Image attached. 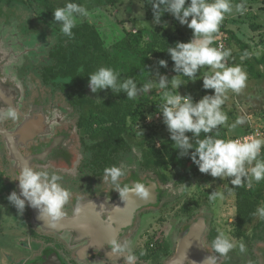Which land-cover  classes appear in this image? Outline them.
Masks as SVG:
<instances>
[{"label": "flooded vegetation", "instance_id": "obj_1", "mask_svg": "<svg viewBox=\"0 0 264 264\" xmlns=\"http://www.w3.org/2000/svg\"><path fill=\"white\" fill-rule=\"evenodd\" d=\"M13 1L18 3L19 0ZM22 2L30 9L33 8L29 0ZM4 13V9L0 8V19ZM29 22L32 21L23 22L24 27ZM57 31L58 40L55 46L48 50L50 63L43 66L39 77L43 85L49 86L51 91H62L61 96L65 98V103L59 101L56 103L49 96V100L41 99L40 104L36 105L35 93L29 92V83L27 80L25 83V79L19 73L24 64L23 60L19 62L20 65L12 63L11 66H7L10 64L8 60L12 59L6 55L3 44L0 43V110L7 111L11 105L19 113L16 120H0V128L10 132L23 156V160L15 158L10 137L0 130V199L1 197L7 199L12 191L20 193L19 180L15 179L25 164L35 170L46 169L50 173L55 172L63 177L58 183L72 193L64 209L65 217H79L78 226L61 230L52 229L35 215L34 208L28 206L27 202L21 215L8 199L6 203L0 201L1 226L6 225L11 230H16L14 241H0V264H124L123 257L108 254L107 244L112 236L119 237L121 242L123 239L132 241V254L137 257L135 264H167L176 258L182 247L183 237L188 233L191 224L200 218H204L207 224L200 241V246L206 252L197 251L196 263L188 253L189 255L183 257L181 264H205L206 258L210 255L216 257V264H220L218 253H215L212 241L207 238L210 235L207 234L210 217L207 214H193V208L190 206H180L179 210L188 213L190 219L180 228L173 246H168L164 242L157 245V237L155 240L148 238L149 234L154 236L155 230L158 229L156 225L162 218L158 216L154 222L153 215L161 212V203L166 198L173 196L170 188L165 189L163 184L168 180L164 181L160 175L144 165L143 151L137 162L130 166L129 160H132L127 159L126 166H123V158L131 152L133 145L117 155L114 154L109 158L110 161H105L103 157H95L93 147L98 142V136L87 124H83L86 120L83 116H87L88 119L90 112L97 107L99 102L96 97L88 93L85 96L69 95L60 87L61 81L57 83L54 79L45 83L42 80V70L53 63L50 52L60 42L61 30ZM87 81L89 79L84 81L86 89ZM78 97H88L93 102L77 104L73 99ZM96 124L98 126V123ZM83 129L90 132V138L93 139L91 143L79 135ZM21 130L24 132L23 136ZM105 162L109 167L122 166L125 169L126 174L120 178L121 185L134 184L135 181L143 182L147 187L154 185L158 191V201L143 203L141 206L135 204L145 200L134 198L128 203L123 201L119 193L113 189L114 185L103 180ZM10 204L11 209L13 206L16 210L13 213L16 215H11L10 218L9 212L1 219ZM78 204L83 209L79 215L75 212ZM84 225H87L86 229L82 227ZM262 261L264 264L263 256Z\"/></svg>", "mask_w": 264, "mask_h": 264}, {"label": "rangeland", "instance_id": "obj_2", "mask_svg": "<svg viewBox=\"0 0 264 264\" xmlns=\"http://www.w3.org/2000/svg\"><path fill=\"white\" fill-rule=\"evenodd\" d=\"M77 1L79 5L84 6L89 11L91 22L97 25L106 46L110 48L130 30L135 32L143 27L148 29L162 28L167 24V28L177 32L170 13V16L167 15L169 18H161L159 25L154 23L152 5L147 3L146 0L145 2L144 0H119L115 4L104 2L100 4L99 0ZM29 2L33 5L31 9L22 0H19L18 3L13 0H0V8H3L5 12L0 19V43L3 44L6 55L12 59L8 60L10 64L7 66H11L12 63L20 65L19 62L23 60L24 64L19 73L25 79V83L26 80L29 83V92L35 93L36 105L40 104L41 99L49 100V96L56 103L58 101L65 103V98L61 96L63 95L62 91H51L49 86L43 85L39 77V72H41L43 66L46 63H50L48 50L51 46L53 48L58 40L59 33L57 30L61 29L60 22L54 20V10L47 9L39 0H29ZM51 2L54 7L58 8L64 7L70 0H51ZM231 3L233 12L225 15L219 31L214 34L211 46L216 48L215 39L221 34L224 35L227 43L226 50L231 52V55L227 58L228 66H241L247 73L248 80L247 86L241 93L236 94L229 90L227 93L228 98L222 105V111L228 116L227 124L220 126L214 131L218 132L219 135H223L221 139H234L248 133H255L258 138H264V2L231 0ZM239 3H243L246 8L242 15L235 11V5ZM29 20L32 22H29L24 27L23 22L27 23ZM83 20L88 19L78 18L77 23ZM252 23L261 26L258 29H253ZM49 26L51 27L49 28ZM23 27L24 29H22ZM182 29L190 41L193 38V30L186 25H182ZM237 31L244 42L249 41L245 42L247 45H252L250 51L242 49L236 41V37H239L236 34ZM23 52L30 53L26 54ZM245 52L248 53V56L242 60L241 57ZM23 72L25 73L23 74ZM211 74L209 67L204 66L197 73V80L193 82L188 77L175 72L174 65L168 66L166 70L157 69L153 79V82L156 83L154 88L150 90L154 92L153 97L150 91L149 93H144L141 98L144 100L151 99L150 102L143 104L140 115H137L134 120L130 119L136 135L130 139L133 148L123 158V166H126L127 159H131L132 161L129 160V165H133L138 161L137 159L141 156L142 151L152 146L162 147L163 141L170 137V132L164 123L160 108V105L164 103L165 91L172 94L190 96L193 103H197L205 95H215L214 89H204L203 87V75ZM161 76H166L169 82L177 76L176 79L182 85L179 89L173 88L171 84H169L167 89H159L158 81ZM87 93L96 97L97 102L107 99L106 96L109 94L108 89L92 93L88 81ZM155 93L157 96H155ZM46 97L48 98L46 99ZM240 116L245 117L246 123L237 126L235 129H230L228 125L234 123L237 117ZM79 135L83 136L88 143L93 141L90 138V132L86 129H83ZM261 153L258 159L264 160V147H262ZM86 154L88 155V153ZM163 169L170 176V180L163 183L164 187L165 189L169 187L173 196L166 198L161 203V212L159 211L153 215L154 222L156 217L162 216V218L159 220L160 223L156 225L158 229L155 230L154 236L149 234L148 238L155 240L157 237V245L164 242L168 246H173L176 239L175 236L178 235L180 228L188 223L190 219L188 213L179 210L181 209L180 206L186 205L193 208V214H207L210 217L207 231V234H210L207 236L210 241H213L220 232H223L236 245L227 256L221 257L217 254L218 258H220V264L225 262L228 264L263 263L259 247H264V228L258 225L261 221L259 216H254L245 225L243 235L237 234L236 186L231 184V180L234 177L222 180L199 172L196 176L181 180L178 176L180 171L173 164L171 157H168V165L163 167ZM251 188L255 192L261 191L264 194V180L258 183L253 181ZM213 192H217L219 195L215 200H210L209 195ZM0 201L6 203L7 199L1 197ZM7 208L1 219L5 218L9 212L10 218L11 215H14L13 213L16 211L14 207L12 206L11 209L10 204ZM15 231V229L11 230L9 226H1L0 224V241H14ZM153 240L152 242H155ZM241 242L246 246V251L243 253L239 251Z\"/></svg>", "mask_w": 264, "mask_h": 264}, {"label": "clouds", "instance_id": "obj_3", "mask_svg": "<svg viewBox=\"0 0 264 264\" xmlns=\"http://www.w3.org/2000/svg\"><path fill=\"white\" fill-rule=\"evenodd\" d=\"M145 2V0H144ZM152 5L154 23L159 25L165 13H170L181 25H186L193 30V38L188 42H176L175 46L167 49L174 62V71L188 77L191 81L197 80V73L204 66H208L211 75H203L204 89H214L215 95H205L199 102L193 103L190 96L164 93V103L160 105L164 123L170 132V139L179 149L178 159L188 156L198 166L201 173L209 174L222 180L234 177L231 184L234 186L251 188L253 181L264 180V160L258 159L264 138H249L243 140L221 139L211 135L214 130L226 125L228 116L222 111L229 90L239 94L247 86L248 76L241 66H228L227 58L230 50H220L212 47L214 34L220 29L226 14L233 12L231 0H146ZM144 4V3H143ZM235 11L241 15L246 11L245 5H235ZM191 19L189 20V18ZM78 18H87L91 22L89 11L82 5L69 2L64 7L54 10V20L60 22L62 34L72 37V29L76 27ZM168 25L165 24L164 27ZM223 46H221L222 48ZM248 56L245 52L243 60ZM162 67H167L166 60H160ZM88 85L92 93L111 89L114 93L124 92L128 100H134L139 93H149L154 88L152 80L138 88L132 79L120 81V73L111 68L100 67L89 75ZM177 77V76H176ZM174 77L170 82L166 76H161L158 81L159 89H167L169 84L179 89L182 83ZM19 113L9 105L7 111L0 110V120H16ZM246 123L243 116L237 117L234 123L228 125L230 129ZM187 132L193 133L190 139ZM201 133L206 134L200 139ZM218 136L219 133L217 132ZM192 140L195 142L193 143ZM159 146V145H158ZM247 165V167H246ZM126 174L122 166H111L104 169V181H110L121 199L128 203L134 198L148 200L151 198V189L145 183L135 181L134 184L121 185L120 178ZM62 176L46 169L35 170L30 165H23L19 180L20 193L12 191L8 200L22 215L27 205L39 211L40 219L52 227H59L65 217V206L68 204L72 193L58 181ZM246 178V179H245ZM232 189V188H231ZM219 193L209 195L210 200H215ZM83 211L78 204L75 212L79 215ZM264 220V205L257 207L253 213ZM111 218H109L110 220ZM85 229L87 225L82 226ZM109 256L123 257L124 264H135L137 257L132 254V241L112 236L108 241ZM236 245L231 242L223 232H220L212 241V248L219 256H227ZM241 253L246 251L243 242L239 244ZM143 254V253H141ZM205 264H216V257L210 255Z\"/></svg>", "mask_w": 264, "mask_h": 264}, {"label": "trees", "instance_id": "obj_4", "mask_svg": "<svg viewBox=\"0 0 264 264\" xmlns=\"http://www.w3.org/2000/svg\"><path fill=\"white\" fill-rule=\"evenodd\" d=\"M39 1L49 10L57 8L54 7L51 0ZM118 1L99 0L98 2L100 4L102 2L115 4ZM256 1L264 2V0ZM70 2L78 4L77 0H70ZM167 15L170 16L169 13H165L162 18L165 19L168 17ZM172 20L177 32L167 27L154 29L143 27L135 32L130 30L111 48L106 46L97 25L89 22V20H83L72 29V37H68L61 32L59 44L50 52L53 63L42 70V80L45 83L54 79L57 80V83L61 81L62 86L60 87L67 94L85 96L87 89L84 81L88 80L89 75L100 67H107L120 73V81L132 78L137 83V87L140 88L149 80L153 81L157 69L166 70L168 66L174 65L167 53L169 47H174L176 42L189 41L182 25L173 16ZM251 26L253 29H258L261 25L252 23ZM236 41L242 49L250 51V46L239 37H236ZM160 60H166L167 67H162L159 63ZM108 93L109 97L98 103L97 107L90 112L88 119L87 116H83L86 119L83 124H87L90 130L98 136V142L93 147L95 157H103L105 161L132 145L130 139L136 133L130 119L134 120L137 115H140L143 104L151 100L142 99L141 97L144 95L142 92L134 100H128L126 93H114L110 88ZM153 93V91H150L152 97ZM155 96H157L156 93ZM73 101L81 105L89 101L93 102L88 97H78ZM96 123H98V126ZM216 133L213 131L211 135L216 138L223 137V135L217 136ZM186 135L190 139L193 137L191 132H187ZM205 135L201 133L200 139H203ZM163 142L162 147L152 146L143 151L144 165L147 168L155 171L164 181L170 180V176L164 171L163 167L168 165V157H171L173 164L180 171L178 176L181 180L199 174L198 166L190 158L194 149L189 150L188 156L178 159L180 150L175 148L174 141L169 137ZM192 142L195 141L192 140ZM107 164L102 165L103 168L109 167ZM262 205H264L263 192H255L253 188H248L246 185L239 188L236 186L237 234L243 235L245 225L253 219V213L257 207ZM258 225L264 228V220L261 219Z\"/></svg>", "mask_w": 264, "mask_h": 264}, {"label": "water", "instance_id": "obj_5", "mask_svg": "<svg viewBox=\"0 0 264 264\" xmlns=\"http://www.w3.org/2000/svg\"><path fill=\"white\" fill-rule=\"evenodd\" d=\"M0 130L5 135L10 137L11 146L13 147L12 150H13V153L16 155L15 158L17 157L23 160V156L20 154L19 150L17 149V146L14 140L12 139V135L10 134V132L3 130L1 128ZM21 134L22 136L24 135V132L22 130H21ZM148 188L151 189V193H152L151 198L145 201H140L139 203L135 204V206H139V205L141 206L143 205V203L144 204L156 203L158 201L159 196H158V191L155 189V186L151 185ZM34 211H35V215L40 219L39 211L35 208H34ZM41 221L44 222L43 220ZM78 221H79V217H73V218L64 217L59 227H52V226L50 227L56 230H61L63 228H75L78 226ZM46 225L49 226L48 224ZM206 227H207V224L204 218H200L198 221H195L193 224H191L188 233L183 237L182 247L179 250V253L177 254L174 260L169 261L167 264H181V262L183 261V257L185 255H189L188 253L191 254L189 256H191V258L193 257L192 259L196 263L198 260V257L197 256L195 257V254L197 253V251L201 250L202 252H206L205 249L204 248L202 249V247L200 246V241H201L202 235L204 234Z\"/></svg>", "mask_w": 264, "mask_h": 264}, {"label": "built area", "instance_id": "obj_6", "mask_svg": "<svg viewBox=\"0 0 264 264\" xmlns=\"http://www.w3.org/2000/svg\"><path fill=\"white\" fill-rule=\"evenodd\" d=\"M215 42H216V48H218V49H220V50H225V49H226V45H227V43H226V37H225L224 35H222V34L219 35V36L215 39ZM221 46H223V47L221 48ZM245 137H249V138H258V137H257V134H255V133H248V134H244V135H242V136L236 137V138H234V139L239 138V139L243 140Z\"/></svg>", "mask_w": 264, "mask_h": 264}, {"label": "bare ground", "instance_id": "obj_7", "mask_svg": "<svg viewBox=\"0 0 264 264\" xmlns=\"http://www.w3.org/2000/svg\"><path fill=\"white\" fill-rule=\"evenodd\" d=\"M259 252L261 253V255L264 258V247H259Z\"/></svg>", "mask_w": 264, "mask_h": 264}, {"label": "crops", "instance_id": "obj_8", "mask_svg": "<svg viewBox=\"0 0 264 264\" xmlns=\"http://www.w3.org/2000/svg\"><path fill=\"white\" fill-rule=\"evenodd\" d=\"M263 6H264V4H263ZM163 19V18H162ZM236 34H237V36H239V38H240V35H239V33H238V31L236 32ZM241 39V38H240ZM242 40V39H241ZM243 41V40H242ZM244 42V41H243ZM245 42H249V41H245ZM252 42V41H251ZM261 45H262V43H261ZM249 46L251 47V49H252V45L251 44H249Z\"/></svg>", "mask_w": 264, "mask_h": 264}]
</instances>
